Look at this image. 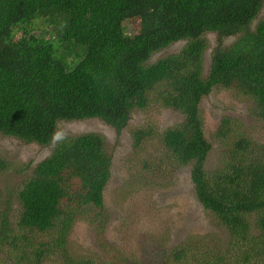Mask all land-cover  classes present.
<instances>
[{
  "label": "trees",
  "instance_id": "obj_1",
  "mask_svg": "<svg viewBox=\"0 0 264 264\" xmlns=\"http://www.w3.org/2000/svg\"><path fill=\"white\" fill-rule=\"evenodd\" d=\"M263 12L264 0H0V136L48 147L62 123L90 119L121 134L135 112L160 102L183 120L162 133L163 158L144 160L143 170L156 164L163 171L164 161L172 169L190 165L198 202L228 240L219 246L187 237L151 250L171 264H264V145L235 137L224 118L216 135L234 144L207 170L213 144L202 110L220 89L254 102L264 119ZM209 34L217 44L205 73ZM181 42L180 52L152 63ZM151 133L133 134L136 152ZM57 142L48 157L16 170L24 177L16 190L0 188V264H10L8 257L18 264H141L109 239L113 156L104 137ZM10 166L0 159V173ZM133 186L130 198L123 188L121 202L136 219L153 216L150 182ZM80 230L101 254L71 252Z\"/></svg>",
  "mask_w": 264,
  "mask_h": 264
},
{
  "label": "rangeland",
  "instance_id": "obj_2",
  "mask_svg": "<svg viewBox=\"0 0 264 264\" xmlns=\"http://www.w3.org/2000/svg\"><path fill=\"white\" fill-rule=\"evenodd\" d=\"M126 25L130 29V25L128 23ZM207 39L209 47L205 56V73L209 69L212 53L217 44L214 34H209ZM232 42L233 39L226 40L227 45ZM184 45V42L177 43L155 54L152 63L169 54L180 52ZM202 110L206 118L207 136L213 144L206 162L207 170H214L220 162L223 163V157L231 152L234 144L230 135L227 138H218L216 135L224 118L231 119L232 134L235 137L247 136L264 145V119L256 115V107L251 100H246L233 91L216 89L203 102ZM182 120L183 115L180 112L164 108L158 102L150 109L135 112L130 125L121 134L98 119L65 122L59 127L61 138L85 133H97L104 137L106 148L113 156L112 176L105 191L106 207L112 217L109 239L112 243L120 245L131 261L138 260L141 264H171L167 255H160L158 251L151 249L165 243L172 248L182 240L188 239L187 237L213 238L219 246H224L228 240L226 231L213 222V216L198 202L191 182L190 165L172 169V162L164 161V164H161L163 171L156 164L153 165L155 169L149 174L143 170L144 160L163 158L162 133ZM138 130L152 131L150 135L152 137L146 140L144 150L136 152L133 134ZM57 143L56 139L52 145L41 147L0 136V159L11 163L7 172L0 173V188L3 191L7 188L16 190L24 179L16 170L48 157ZM133 180L150 182L149 198L155 203H152L154 207L151 208L154 215L149 218L136 219L138 217H135L136 213L121 202L123 188L128 191L126 196L128 198L134 192ZM137 193H141V190ZM143 208L139 206L138 210ZM79 228L85 230L86 225L81 224ZM70 245L71 252L79 258L91 259L93 253L101 254L95 241L83 230L75 232ZM7 259L10 264H18L9 257Z\"/></svg>",
  "mask_w": 264,
  "mask_h": 264
},
{
  "label": "clouds",
  "instance_id": "obj_3",
  "mask_svg": "<svg viewBox=\"0 0 264 264\" xmlns=\"http://www.w3.org/2000/svg\"><path fill=\"white\" fill-rule=\"evenodd\" d=\"M53 136L57 140L61 139V136H60L59 132H54Z\"/></svg>",
  "mask_w": 264,
  "mask_h": 264
}]
</instances>
